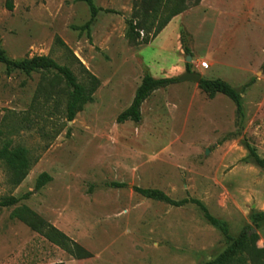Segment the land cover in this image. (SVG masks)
Listing matches in <instances>:
<instances>
[{
    "label": "rangeland",
    "instance_id": "1",
    "mask_svg": "<svg viewBox=\"0 0 264 264\" xmlns=\"http://www.w3.org/2000/svg\"><path fill=\"white\" fill-rule=\"evenodd\" d=\"M147 1L155 12L139 31L149 40L143 44L126 35L141 0H93L101 11L89 36L80 30L90 18L84 2L13 0L7 11L0 0V46L9 59L48 56L79 82L84 69L99 81L70 122L64 98L47 94L50 76L0 63V149L20 146L36 160L17 186L0 160V201L18 200L0 207V264H204L226 248L197 205L173 207L133 187L198 200L232 236L249 227L264 247V221L256 229L249 219L264 211V170L245 147L264 159V0H189L158 34L173 0ZM185 72L229 84L240 94V112L226 96L178 81L151 94L139 123H117L145 74ZM42 173L50 181L36 189ZM22 206L80 251L72 255L48 228L36 232L12 217Z\"/></svg>",
    "mask_w": 264,
    "mask_h": 264
},
{
    "label": "trees",
    "instance_id": "2",
    "mask_svg": "<svg viewBox=\"0 0 264 264\" xmlns=\"http://www.w3.org/2000/svg\"><path fill=\"white\" fill-rule=\"evenodd\" d=\"M79 1L84 2L90 11L89 20L80 28L81 31H86L89 36L90 25L101 9L94 5L93 0ZM199 1L200 0H195L193 4L197 5ZM159 2H163V0H156L155 5ZM4 7L7 11H12L14 8L13 0H5ZM188 7L189 0H173L171 8L165 18L157 25L154 34H158L167 26L172 18L187 10ZM150 11L155 12V6L152 8L149 1L141 0V15L134 16V18H136L135 22L126 23V35L129 40L140 41L143 44L149 42L147 38L140 40L139 31L144 29ZM56 44L69 51L66 45L58 38H56ZM185 49L189 52L188 48ZM0 63L5 66L7 71L18 70L26 75L39 73L42 76V80L50 76L48 79L49 91H47V94L51 96V94L57 93L60 98H64V113L67 121L70 122L74 120L75 116L83 109L84 105L92 102L93 94L99 86L97 78L87 70L84 69L86 81L79 82L69 67L58 64L54 59L48 56H33L22 60H11L6 56L5 51L0 46ZM177 82L178 78L175 77L154 78L150 74H145L135 91L130 105L118 115L116 119L117 123L122 124L127 121L139 123L141 121V106L151 94ZM198 87L203 92L207 93L209 97H213L215 94L226 96L235 104L236 110L240 112V94L226 82L219 79L209 80L201 78ZM245 147L248 151V157L257 167L264 170V159L261 158L256 150L249 144H246ZM0 160L6 165L10 175V183L14 186L19 185L25 179L30 168L36 163V160L31 159L27 149L20 146L12 147L9 144L4 145L0 149ZM48 181H50V177L46 173L40 174L37 179L36 189H39ZM110 185L112 187L124 186L123 184L116 183ZM133 190L146 199L164 202L173 207H182L189 203L199 207L205 221L218 230L227 243L226 248L222 252L204 264H264V247L258 248L256 246L258 235L255 232H251L249 227H245L237 236H232L226 221L210 215L206 207L198 200L182 199L175 201L170 199L162 191L151 188L133 187ZM17 203L18 200L14 197L4 198L0 201V207H11ZM11 215L24 222L36 232H41L42 229L48 228V230L57 237H54V241L59 246L66 249L70 254L75 255L74 248L80 251V248H78L67 236L58 232L54 227L44 224L37 218L36 214L27 207L22 206L15 208ZM249 219L252 225L257 229L259 224L264 221V211H252ZM76 256L78 255L76 254Z\"/></svg>",
    "mask_w": 264,
    "mask_h": 264
},
{
    "label": "water",
    "instance_id": "3",
    "mask_svg": "<svg viewBox=\"0 0 264 264\" xmlns=\"http://www.w3.org/2000/svg\"><path fill=\"white\" fill-rule=\"evenodd\" d=\"M187 60H190V57H188ZM200 79V74L194 72H185L178 77V81L180 82H194L197 84L199 83Z\"/></svg>",
    "mask_w": 264,
    "mask_h": 264
}]
</instances>
